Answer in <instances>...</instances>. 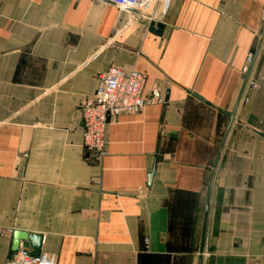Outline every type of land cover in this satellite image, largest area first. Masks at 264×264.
<instances>
[{"label": "crops", "instance_id": "0c3cea01", "mask_svg": "<svg viewBox=\"0 0 264 264\" xmlns=\"http://www.w3.org/2000/svg\"><path fill=\"white\" fill-rule=\"evenodd\" d=\"M262 5L0 0V264L14 231L56 264H264ZM110 66L163 102L110 119L100 156L79 106Z\"/></svg>", "mask_w": 264, "mask_h": 264}, {"label": "built area", "instance_id": "2783aa9c", "mask_svg": "<svg viewBox=\"0 0 264 264\" xmlns=\"http://www.w3.org/2000/svg\"><path fill=\"white\" fill-rule=\"evenodd\" d=\"M96 1L111 5L119 10L130 11L138 17L144 16L152 19L154 14L153 12L149 14V12L156 3H160L162 0ZM261 21L264 25V0ZM262 47H264V35ZM252 61L253 54L249 53L246 57V65L242 68V73L248 72V67ZM145 81L146 76L143 73L135 70H123L116 66H110L99 74L92 95L85 98L79 106L82 125L81 143L84 149L95 151L103 156L106 153V135L110 119L121 114L141 112L147 104L163 102L156 88L151 91L150 99L143 98ZM247 86L250 89H255L259 84L256 81L249 80ZM5 264H56V261L52 256H35L29 249L20 248Z\"/></svg>", "mask_w": 264, "mask_h": 264}, {"label": "water", "instance_id": "95a60500", "mask_svg": "<svg viewBox=\"0 0 264 264\" xmlns=\"http://www.w3.org/2000/svg\"><path fill=\"white\" fill-rule=\"evenodd\" d=\"M160 29H161L160 25L156 26V29H154V27H151V31H154L157 34H159ZM246 84H247V80H246ZM152 176H154V173H152L149 176V181L151 180ZM20 241L27 242L30 245V247L32 248L33 254L35 256L38 255L39 247H40V237L39 236L30 235V234H27V233L21 232V231H14L13 242H12V251L16 252L19 249Z\"/></svg>", "mask_w": 264, "mask_h": 264}]
</instances>
